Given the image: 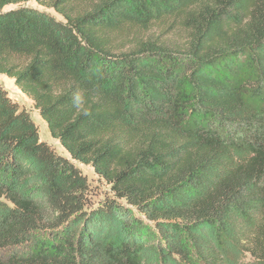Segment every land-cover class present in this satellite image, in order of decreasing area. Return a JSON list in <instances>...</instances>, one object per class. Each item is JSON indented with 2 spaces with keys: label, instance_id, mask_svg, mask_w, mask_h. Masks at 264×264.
Listing matches in <instances>:
<instances>
[{
  "label": "trees",
  "instance_id": "trees-1",
  "mask_svg": "<svg viewBox=\"0 0 264 264\" xmlns=\"http://www.w3.org/2000/svg\"><path fill=\"white\" fill-rule=\"evenodd\" d=\"M29 1L0 74L70 157L0 85V264H264V0Z\"/></svg>",
  "mask_w": 264,
  "mask_h": 264
},
{
  "label": "rangeland",
  "instance_id": "rangeland-1",
  "mask_svg": "<svg viewBox=\"0 0 264 264\" xmlns=\"http://www.w3.org/2000/svg\"><path fill=\"white\" fill-rule=\"evenodd\" d=\"M27 5L46 10L49 13L55 15L57 18L59 19L61 18L53 9L39 5V3H37L36 0L29 1ZM14 7L16 6H9L8 8H14ZM0 85H2L5 89H7L12 99H14L20 105H22L25 109H27L32 119L35 121V123L39 127L41 139L49 143L57 151L58 154L66 156V157H70L67 151L64 149V147L59 142V140L51 136L47 123L42 119L39 111L35 108L34 102L16 86L15 80L5 74H0ZM74 163L76 166H78L82 170V172L85 175H87L89 180L92 181L94 185H98V188H101L103 190L109 189V186H107L105 183H100L98 181V177L95 174L91 166L80 164L76 161H74Z\"/></svg>",
  "mask_w": 264,
  "mask_h": 264
}]
</instances>
